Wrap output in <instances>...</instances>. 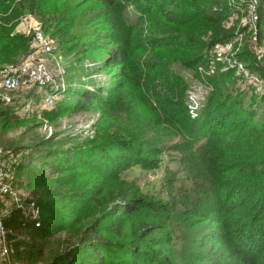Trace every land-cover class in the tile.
<instances>
[{
  "label": "trees",
  "instance_id": "obj_1",
  "mask_svg": "<svg viewBox=\"0 0 264 264\" xmlns=\"http://www.w3.org/2000/svg\"><path fill=\"white\" fill-rule=\"evenodd\" d=\"M49 1L0 0L5 7L0 9V74L4 66L18 65L30 52L33 37L12 34L14 22L29 12L45 32L63 41L69 52L83 49L81 54L98 61L99 71L112 80L108 86L77 92L74 103L61 102L47 113L57 118L65 112L100 108L108 116L99 145L52 150L47 156L45 150L39 158L46 163L53 158L61 179L72 180L66 184L81 179L82 172L97 176L93 184L74 188L59 198L62 207L74 212L78 220L86 219L90 205L98 211L85 225L76 220L51 223L52 231L68 230L74 241L62 259H78V264H183L171 250L177 243L168 227L176 224L180 208L183 212L179 214L185 213L181 222L194 221L200 229L194 260L185 264H264V93L259 95L262 114L244 108L246 90L252 89L248 86L234 96L222 97L217 91L192 118L185 84L173 69L178 62L188 68L203 64L211 46L223 39L213 37L205 42L199 37L207 28L221 29L233 10L220 0H55L52 5ZM90 1L93 6L84 15L82 8ZM245 4L255 5L257 37L264 42V0H245ZM130 7L136 11L132 19L127 13ZM81 17H85L84 27L78 38ZM144 23L149 24L153 36L142 38L145 46H140L135 34ZM10 24L13 27H8ZM85 29L95 33H85ZM99 31L104 46L98 45ZM87 37L92 40L80 42ZM249 68L264 81V60L257 64L250 58ZM47 90L49 87L39 89L38 94ZM120 100L130 102L125 111L133 112L129 113L132 123H142L132 105L137 102L147 106L167 132L156 138H135L131 132L123 135L128 129L116 123ZM15 111L0 102V118L17 120ZM33 148H16L12 153L29 152V157ZM171 150L180 153V166L191 186L179 196L182 204L173 203L166 211L161 200L143 197L121 177L132 167L158 169L161 156ZM28 157L12 166L13 182L18 185L27 182L20 180L26 177ZM41 182L37 180L38 185ZM162 215L167 216L166 223L160 219ZM28 228L36 226L30 223ZM24 245L29 250V240Z\"/></svg>",
  "mask_w": 264,
  "mask_h": 264
},
{
  "label": "rangeland",
  "instance_id": "obj_2",
  "mask_svg": "<svg viewBox=\"0 0 264 264\" xmlns=\"http://www.w3.org/2000/svg\"><path fill=\"white\" fill-rule=\"evenodd\" d=\"M54 1L50 0L49 4L52 5ZM220 1L233 10L230 19L222 25L221 29L210 27L207 28L206 33L201 34L205 31L202 30L197 34H201L199 38L205 42L211 41L213 37H221L223 40L211 46L206 55L207 60L203 64L195 68H188L184 66L183 62H178L173 67L186 87L188 113L192 118L197 117L208 103L209 98L217 91H220L222 97L231 93L234 96L241 89L251 87L252 89L246 90L244 108L247 111L253 108L259 114H262L259 95L264 93V81L255 72L249 71V64L250 58L257 64L264 60V42H260L259 38L256 42L253 40L254 27L249 5L245 4V0ZM85 2L87 1L85 0ZM90 6H93L91 1L82 8L84 15L88 13ZM2 7L3 4L0 5V9ZM4 9L5 7H3ZM10 9L7 14H10ZM127 13L131 19L136 17L134 7H130ZM81 18L78 20L80 33H78L79 30H76L78 38L83 34L81 30L84 24L81 23L85 17ZM0 22L3 21L0 20ZM14 24V27L11 24L8 25V27H13L12 34L33 37L32 46L29 48L30 52L18 65L4 66L3 72L23 64L28 56L36 54L37 60L43 61L54 77V84L43 94H38L40 92L39 87L34 84L12 92H0V98L10 99L13 102L6 105L19 114L17 120L0 118V151L3 155H6L7 151L13 152L16 148L36 147L30 150L29 157L27 156L29 152L25 154L23 152L19 156L14 155L16 162L23 156L28 157L25 160L28 166L26 177L19 178L20 181L27 180V182L18 185L17 181H14V187L24 198L26 206L34 208L39 216L38 221L35 223L36 230L27 228L24 231L26 238L29 240V250L22 256V260L24 264H78V259L69 261L62 259L73 248L74 241L71 239L69 231L54 232L51 223L56 222L55 220L67 222L76 220L85 225L98 216V211L94 209L95 205H90L86 219L80 217V220H78L76 214L69 208L62 207L59 200L60 196L67 195L74 188H81L89 183L93 184L97 181V176L92 172H82L79 175L81 179L66 184L72 180L61 179L62 175L56 171L53 158L48 163L39 160V158L44 155L42 151L45 150L46 155L48 151L52 150L66 151L68 148L74 147L86 149L100 144V134L103 132V126L105 127L108 120L105 111L98 108L81 113L65 112L57 118L49 115V112L55 110L61 102L74 103L78 99L77 92L108 86L112 83V80L109 74L99 71L101 65L98 61L95 62V59L81 54L83 49L74 52L75 48L69 52V47L64 46L63 41L58 42L49 33L45 32L42 24L31 13H24ZM85 30V33H95L94 29ZM38 32H42L50 43L51 51L49 53L43 51L44 43L37 39ZM137 32L138 35L135 34V40L140 46H145L142 38L153 36L148 23L138 25ZM98 35H100L98 45H101L105 41L104 35L101 31L98 32ZM90 40L92 39L87 37L80 42H89ZM80 46L82 45L80 44ZM241 66H243V69H241ZM229 72L233 74L228 76L227 73ZM49 96L55 97L52 107H46L43 103L45 98ZM120 102L121 109L115 110L118 114L116 123L119 128L128 129L123 135L126 132H131L130 136L135 138H156L163 136L162 131L167 132L168 128L161 126L162 123L156 121L148 107L137 102L132 105L135 114L140 116L138 121L142 123L139 126H137V123H132L129 113L133 112L126 113L125 111L128 107L126 103L130 102L128 100H120ZM155 122L158 126L154 124ZM112 130H114L113 126ZM177 139L180 140L179 137ZM46 141L49 144H43ZM179 158L180 153L173 150L167 151L161 156L158 169L147 171L140 167H132L123 173L121 180L138 189L139 194L143 197L161 200L162 204L167 205V211L173 207L170 206L173 203L182 204L179 196L186 188L188 189L191 186L190 181H187L185 177L186 174L182 172ZM16 162L14 161L13 165ZM12 171L14 173L13 168ZM38 179L42 180L39 185L37 184ZM46 207L48 208L45 209ZM178 209L176 218L179 221L176 220L174 225L169 223L168 227L174 242L177 243L176 246H172L171 250L177 254L178 262L185 264L188 260H194L195 248L199 244L198 231L200 229L199 226L193 225L194 221L182 223L181 220L184 218L185 213L180 215L179 213L183 212V209ZM81 214H84V212ZM162 216H160V219L162 218L166 223L167 216ZM192 216L193 214H191V219ZM11 228L21 232L18 221H15ZM37 229L41 230L38 231Z\"/></svg>",
  "mask_w": 264,
  "mask_h": 264
},
{
  "label": "built area",
  "instance_id": "obj_3",
  "mask_svg": "<svg viewBox=\"0 0 264 264\" xmlns=\"http://www.w3.org/2000/svg\"><path fill=\"white\" fill-rule=\"evenodd\" d=\"M249 9L254 27L253 40L256 42L258 15L255 5L249 6ZM37 39L44 43L43 51L49 53L51 45L42 32L37 33ZM32 84L39 89H46L54 84L51 71L43 61L37 60L36 54L28 56L23 64L0 74V92H12ZM0 102L13 103L10 99L2 98ZM54 102V96L46 97L43 101L46 107H52ZM14 161L16 162V159L12 152L7 151L6 155H3L0 151V264H24L22 256L28 250L24 245L28 240L24 231L30 223L35 224L39 219L38 213L34 208L26 206L24 198L14 187L12 171ZM13 217L19 222L21 232L11 228L15 221L10 226L7 225V221L13 220Z\"/></svg>",
  "mask_w": 264,
  "mask_h": 264
}]
</instances>
